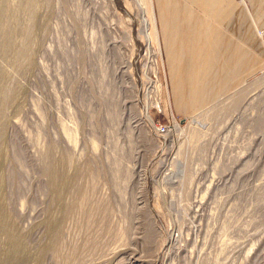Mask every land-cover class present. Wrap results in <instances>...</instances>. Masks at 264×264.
I'll return each instance as SVG.
<instances>
[{
	"label": "rangeland",
	"instance_id": "1",
	"mask_svg": "<svg viewBox=\"0 0 264 264\" xmlns=\"http://www.w3.org/2000/svg\"><path fill=\"white\" fill-rule=\"evenodd\" d=\"M141 2L0 0V264H264V66L174 113Z\"/></svg>",
	"mask_w": 264,
	"mask_h": 264
},
{
	"label": "crops",
	"instance_id": "2",
	"mask_svg": "<svg viewBox=\"0 0 264 264\" xmlns=\"http://www.w3.org/2000/svg\"><path fill=\"white\" fill-rule=\"evenodd\" d=\"M151 3L174 113L202 111L263 68L264 0Z\"/></svg>",
	"mask_w": 264,
	"mask_h": 264
},
{
	"label": "bare ground",
	"instance_id": "3",
	"mask_svg": "<svg viewBox=\"0 0 264 264\" xmlns=\"http://www.w3.org/2000/svg\"><path fill=\"white\" fill-rule=\"evenodd\" d=\"M148 2L150 4V6H151V4H152L151 0H148ZM135 5H136V11L141 16V19H140L141 21H140L139 24L141 25V28L144 31V34H146V37H145L146 44L150 45V36H149V33H148V30H149V28H148L149 27V18H148V15H147L146 6L142 4L141 0H135ZM155 77L156 76L153 75V78H155ZM155 82H156V79H155ZM154 88H155L154 89L155 93H154L153 104L159 106V104H158V84L157 83H156V86ZM148 107H149V105L145 104L143 106V108H142L141 113H142V116L144 117V119H146V121L152 126V118H151V116H150V114L148 112V110H149ZM0 220L2 221V227H1L2 231L7 233V234L9 233L10 244H11V247H12V249L10 248L11 249L10 253H11V256H13L12 260H14L15 256L18 254V252H20L19 249H21L20 248V245H21L20 241L17 238L13 237V235L10 234V228H9V225H8V220H7V217L4 214H2L0 216ZM1 228H0V230H1ZM10 253H8V254H10ZM8 259H9V257H8ZM16 259H17V257H16ZM6 261L7 260H5L4 262H6ZM11 263H12V261H11ZM2 264H3V262H2Z\"/></svg>",
	"mask_w": 264,
	"mask_h": 264
},
{
	"label": "built area",
	"instance_id": "4",
	"mask_svg": "<svg viewBox=\"0 0 264 264\" xmlns=\"http://www.w3.org/2000/svg\"><path fill=\"white\" fill-rule=\"evenodd\" d=\"M155 130L158 133L164 134L167 131V126L164 124H156L155 125Z\"/></svg>",
	"mask_w": 264,
	"mask_h": 264
}]
</instances>
